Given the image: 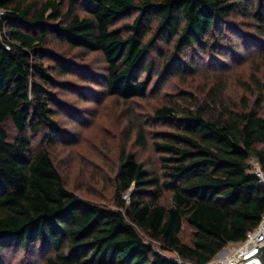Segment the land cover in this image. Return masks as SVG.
Masks as SVG:
<instances>
[{
  "label": "trees",
  "instance_id": "obj_1",
  "mask_svg": "<svg viewBox=\"0 0 264 264\" xmlns=\"http://www.w3.org/2000/svg\"><path fill=\"white\" fill-rule=\"evenodd\" d=\"M0 8L7 12L10 45L7 51L0 41V251L34 250L40 264H176L162 254L208 264L258 227L264 187L248 160L264 172L263 101L226 104L210 89L198 102L156 109L154 118L172 125L152 141L162 181L123 151L112 208L67 189L49 150L32 146L31 137L44 132L54 141L60 130L52 118V90L74 72L72 63L46 48L50 36L102 55L108 96L144 99L153 66L144 60L159 42L173 51L163 65L168 77L191 68L175 52L218 55L232 37L264 46V0H0ZM134 13L132 22L115 27ZM237 17L250 31L246 38ZM250 81L263 98L255 75ZM136 139L146 148L141 127ZM184 224L192 231L189 243L181 240Z\"/></svg>",
  "mask_w": 264,
  "mask_h": 264
},
{
  "label": "rangeland",
  "instance_id": "obj_2",
  "mask_svg": "<svg viewBox=\"0 0 264 264\" xmlns=\"http://www.w3.org/2000/svg\"><path fill=\"white\" fill-rule=\"evenodd\" d=\"M62 10H65L63 5ZM84 16L81 8L77 10ZM136 14L121 18L115 27L132 22ZM237 29L244 38L248 37L242 19H236ZM236 30V31H237ZM245 32H247L245 34ZM245 39L237 41L232 37V50L228 44L220 48L222 53L201 55L196 50L185 54H174L180 61L190 60L191 68L186 72L166 76L163 65L173 52L163 42L155 44L146 54L145 63L152 62L148 74L151 83L144 99L123 101L105 93L103 79L106 65L100 53H89L68 48L50 36L46 48L66 59L74 66V72L59 79L52 92L54 100L50 104L52 118L57 124L58 133L54 141L44 132L31 137L34 147H46L50 157L61 174L65 186L76 196L101 206L114 207V177L122 152L134 154L137 162L158 176L162 181V171L152 141L160 139L159 134L169 131V121L156 120L154 111L168 104L186 106L194 101L205 99L210 89L226 104L240 105L245 99L250 106L260 101L264 108V96L259 95L251 83L255 75L264 93V46L257 47ZM237 43V45H233ZM228 52V53H226ZM48 63V60H44ZM165 74L159 76L160 73ZM147 75L142 73L144 79ZM63 82V83H62ZM156 83V85H153ZM214 88V89H213ZM141 127L147 140L146 148L136 143L137 128ZM10 138L15 132L10 123L5 126ZM165 191L162 202L170 201ZM123 199L127 200L123 196ZM192 231L184 224L181 240L189 243ZM155 249H158L154 245ZM41 259L34 250L21 251L7 248L0 251V264H40ZM190 264V263H188Z\"/></svg>",
  "mask_w": 264,
  "mask_h": 264
},
{
  "label": "built area",
  "instance_id": "obj_3",
  "mask_svg": "<svg viewBox=\"0 0 264 264\" xmlns=\"http://www.w3.org/2000/svg\"><path fill=\"white\" fill-rule=\"evenodd\" d=\"M7 12L0 8V41L4 43L5 50H10L8 44V36L6 34V27L4 19ZM251 174L258 180L259 185L264 187V172L262 171L259 163L254 158L248 160ZM125 198L128 197L124 195ZM264 245V216L258 227L249 232L243 242L238 244H229L220 251L217 256L208 264H259L257 252L255 248H260ZM163 257L173 261L176 264H188V262L179 260L174 256H167L162 254Z\"/></svg>",
  "mask_w": 264,
  "mask_h": 264
},
{
  "label": "water",
  "instance_id": "obj_4",
  "mask_svg": "<svg viewBox=\"0 0 264 264\" xmlns=\"http://www.w3.org/2000/svg\"><path fill=\"white\" fill-rule=\"evenodd\" d=\"M257 252V257L259 260V264H264V245L260 248H255Z\"/></svg>",
  "mask_w": 264,
  "mask_h": 264
}]
</instances>
